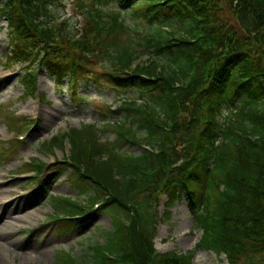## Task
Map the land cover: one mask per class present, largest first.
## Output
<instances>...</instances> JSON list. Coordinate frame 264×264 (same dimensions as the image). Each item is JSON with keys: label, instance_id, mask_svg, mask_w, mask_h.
<instances>
[{"label": "trees", "instance_id": "1", "mask_svg": "<svg viewBox=\"0 0 264 264\" xmlns=\"http://www.w3.org/2000/svg\"><path fill=\"white\" fill-rule=\"evenodd\" d=\"M92 1L95 10L84 9L75 32L54 21L53 0H0L12 35L8 63L36 66L21 76L25 95L37 90L38 68L57 82L81 76L135 93L124 96L121 117L103 112L117 117L102 125L112 141L99 140L90 124L41 145L69 144V156L54 166L81 193L93 191L88 204L107 195L100 210L111 216L112 229L87 247L84 261L61 249L57 264H192L199 247L229 264H264V0ZM124 13L147 22L146 30L130 28ZM141 142L156 151L120 150ZM19 146L5 144L3 152ZM33 165L38 173L47 166ZM180 189L202 234L193 250L157 253L159 195L170 204ZM52 200L65 215L83 217L54 210L64 229L91 217L90 207L68 196Z\"/></svg>", "mask_w": 264, "mask_h": 264}, {"label": "rangeland", "instance_id": "2", "mask_svg": "<svg viewBox=\"0 0 264 264\" xmlns=\"http://www.w3.org/2000/svg\"><path fill=\"white\" fill-rule=\"evenodd\" d=\"M97 4L92 0H53L50 6L54 11V21H66L67 28L80 31L85 23V8L94 9ZM114 7L109 3L104 8ZM116 8V7H115ZM95 10V9H94ZM125 23L139 31L146 30L148 24L138 22L137 18L129 13H124ZM137 31H134L136 33ZM133 33V32H132ZM136 35V34H135ZM10 35L8 34L5 19H0V207L6 202L11 204L4 208L10 209L19 204L25 206L18 213L13 214V219L0 218V242L6 241L8 233H12L21 242L50 241L49 249L41 252L23 250L20 243L6 245L7 256L1 251L0 264H57V251L69 250L79 260L84 261L88 255L87 247L95 242L104 241L102 232L112 229L111 216L108 212L94 209L91 217L82 224H77L71 229H64L59 221H55L53 212V198L55 196H68L83 204L87 196L93 195V191L87 190L81 193L68 179L69 172L54 166V160L69 156V144L54 148L52 151L45 150L41 145L47 138L64 131L68 127L79 128L90 123L98 127V139L112 141L114 133L103 129L104 121L112 123L114 118H103V112L122 96H132L134 91L126 88L116 89L113 85L100 79L99 82L78 76L74 83H69L68 77H63L57 82L44 69L36 70L37 90L31 96L25 95V89L21 83L24 69L18 65L7 63V55L10 50ZM145 59V58H141ZM35 66V65H33ZM36 67V66H35ZM100 68L97 67V71ZM73 84V85H72ZM135 96V95H134ZM137 103L141 99L137 98ZM115 107V106H114ZM17 116H26L23 127L11 132L8 122L5 121L6 112ZM124 111L117 110L116 115L121 117ZM23 137V144L15 151L3 152V142ZM137 137L142 139L138 132ZM144 137V136H143ZM12 143V142H11ZM145 143V142H144ZM141 143L124 145L120 150H126L132 154H139L143 150ZM3 152V153H1ZM28 158L42 159L46 168L40 176L32 181L35 176L27 172L31 166L25 164ZM16 174V175H14ZM34 184H31V183ZM46 193L41 195L42 189ZM171 203L168 204L166 194L159 195L161 205L156 208L157 229L156 238L153 240L155 248L161 251L183 253L194 249L196 242L201 236V231L195 227L192 212L185 200L184 192L177 191ZM57 210V209H56ZM3 208H0V213ZM56 212L61 214L59 210ZM166 213H169L166 215ZM16 216V217H15ZM12 223L13 232L10 231L9 223ZM62 226V227H61ZM7 234L5 237L3 235ZM0 254V255H1ZM85 264H89L85 262ZM192 264H229L224 254H215L213 251L196 248Z\"/></svg>", "mask_w": 264, "mask_h": 264}, {"label": "bare ground", "instance_id": "3", "mask_svg": "<svg viewBox=\"0 0 264 264\" xmlns=\"http://www.w3.org/2000/svg\"><path fill=\"white\" fill-rule=\"evenodd\" d=\"M9 204H11L10 202H6V204L4 205V207L6 206V205H9ZM25 205L24 204H17L16 206H14V207H12V208H10V209H7V211H5L6 210V208L8 207H6V208H4V207H0V208H3V211L0 213V218L2 217V216H4L6 219L8 218V219H10V218H12L13 217V214L14 213H18L19 211H22L23 209H21V208H23ZM16 217V216H15ZM13 219V218H12ZM10 225H9V228H10V231H12L13 232V226H11L12 225V223H10V222H8ZM7 234H5V235H3L4 237L6 236ZM8 243H10V244H13V243H20V245H19V248L20 249H25V250H30V249H32V250H34L35 252H41V251H45V250H47V249H49V247H50V245H51V242L50 241H43V242H41V243H39L38 241H36V240H32L31 239V241H25V243L24 242H21L17 237H15L12 233H8V235L6 236V241H4V243H2V242H0V254H1V251H2V253H4V255L5 256H7V248H6V245H8ZM1 256H2V254L0 255V259H1Z\"/></svg>", "mask_w": 264, "mask_h": 264}]
</instances>
